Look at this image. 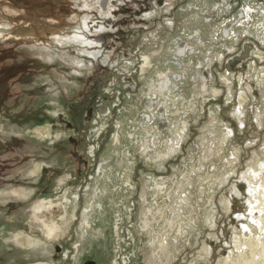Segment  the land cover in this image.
Masks as SVG:
<instances>
[{
    "label": "rangeland",
    "instance_id": "1",
    "mask_svg": "<svg viewBox=\"0 0 264 264\" xmlns=\"http://www.w3.org/2000/svg\"><path fill=\"white\" fill-rule=\"evenodd\" d=\"M118 3L123 6L113 16L109 12L110 4L107 9L104 8V12L100 4L90 5L89 0H0V74L7 77L6 82L0 80V264H84V259L90 257L102 258L98 259L101 261H98L99 264H114L115 261L117 264H208L207 259L199 257L197 253L202 242L210 239L209 218H216L213 227L219 228L223 239L222 228L232 231L229 223L231 212L224 211V201L216 199L226 193L233 180L240 179L253 155L256 159L260 158L256 156V149L264 147V83L257 79L258 73L264 69V56L259 61L252 56L248 58L253 59V69L246 66L244 70L245 75L249 74L254 79L251 82V92L254 93L243 103L244 106H238L242 84L238 76L232 75V69L226 68V63L243 50L245 43H251L250 52L253 49L256 52L260 50L264 55V29H259L264 22L260 19L264 15H257L256 22L254 20L251 24L253 26L245 28V32L240 31L239 37L231 40L221 31L217 36V32L205 26L203 20L199 22L198 17L192 14L174 17L177 22L173 26L167 24L163 15L158 14L159 19L150 22L148 30H142L137 15L128 9H134L139 4H124L122 0ZM14 12L17 14L16 20H12ZM46 20L50 24L37 37L26 34L16 36L20 22L26 25L42 23L45 26ZM86 21L92 26L103 25V30L115 24L117 28L130 30L131 36L121 33L115 38L108 36L107 39H98L102 44L97 41L96 54L95 48L90 49L82 40L74 39L75 34L85 30ZM196 30L202 39L195 35ZM84 34L91 39L88 34L92 33ZM182 48L188 51L184 55L181 54ZM142 55L154 56L150 69L142 67ZM177 57L181 63L179 66L173 63ZM129 61L132 65L124 66L126 62L129 65ZM246 62L248 65L249 61ZM140 64L143 69L138 67ZM197 70L200 73L207 72L205 82L198 78ZM160 72L170 76L172 93L166 94L175 99L181 97L180 102L175 101L176 105L167 102L170 112H165L163 96L157 93L149 97L152 94L150 85L158 81ZM224 76H229L228 82L222 79ZM204 83L206 91H203ZM215 88L218 89L216 94ZM72 107L76 109L74 112L82 111V119L77 120L80 128L70 132L58 117L70 120ZM241 109L245 112L243 118L247 119L242 129L237 123L240 116L235 114ZM162 112L169 115L166 114V118L163 115V119H171V127H174L177 119H186L188 125L185 131H188L189 138L184 149L180 150L181 154L178 149L172 158L157 161L155 164L160 166L158 168L146 158L149 157L147 154L152 153L151 149L149 153H140L141 134L144 132L145 115L151 114L149 128L157 131L159 122L163 121L158 116ZM257 115L262 119L257 121ZM131 118L135 121L137 134L141 133L139 143L124 136L127 130L133 131L126 129ZM117 125L121 127L116 129ZM116 130L121 136L118 146L113 145ZM167 132L169 130L164 129L162 133L156 132V135L168 138L172 143L174 137H170L171 133ZM70 135L80 141L77 147L74 140L70 141ZM184 135H179L180 139H184ZM217 135L221 141L216 138ZM206 137H209V147L213 148V155L207 160ZM92 146L95 148L94 156L89 155ZM217 147V152H213ZM237 147L240 158L231 164L228 159L234 157L232 151ZM75 150L88 162L91 159L94 161L89 164L91 167L84 168L92 175L91 187L88 184L86 191L79 188L82 179L86 178L85 173L81 177L77 176L81 168L80 160L69 155ZM138 155L140 157L136 158ZM151 155V161L156 162ZM200 158L202 163H199ZM186 159L189 169L177 171L178 165ZM96 163L98 167L94 172L92 166ZM101 163L106 172L96 176ZM161 167L164 173L168 171L179 176H191V183L185 189L191 204L185 205L183 212L187 216L192 214L195 225L190 228V218L186 216L187 224L183 229L186 233L178 238L172 237L177 233L176 227L165 225L163 214L154 211L155 207L163 206L167 217L175 220L177 216L176 210L170 212L173 204L168 195L156 189V182L162 180H167L168 188V183L172 184V177L162 175L156 178V170L160 171ZM193 168L197 170L194 172ZM228 168L230 171L225 172ZM217 172L226 174L223 181L213 187L211 179ZM123 173L126 175L124 179L128 178L133 184V189L124 190L122 187L120 174ZM108 174L111 176L108 177ZM199 175L204 177L203 181ZM260 176L262 181L259 186L264 191V172ZM202 187H206L205 191L200 192ZM176 189L178 191L179 187L176 186ZM82 191V198L76 201L79 197L74 199L75 195ZM156 191L159 195H155ZM237 193L233 191L232 195L240 197L238 199L242 203ZM232 195L229 193V197ZM159 199L162 200L160 205ZM43 201L44 208L37 212L35 208ZM91 202L94 210L88 213L90 223L108 215L110 222L115 224L117 244L112 230L107 228L109 225L105 224L106 229L103 230H96L97 227L92 225L94 222L91 227L86 226V216L81 210ZM149 208L156 219L150 228H144L146 218L143 214ZM60 213L66 215L62 220L57 218ZM235 213L231 216L236 217L238 212ZM256 214L253 221L258 231H248L246 237L254 235L257 240H261L259 229L264 214L258 215V211ZM54 220L60 227L52 235L45 232V224ZM167 234L168 240L171 238L172 242L177 243L172 247L180 251L177 257L173 258L172 254L158 247V242ZM154 239L156 244L152 245ZM168 240L165 239V242ZM221 240L219 238L216 241L227 246ZM76 243L82 244L78 251ZM240 249L242 252L250 251L245 245H241ZM106 253L108 258H103ZM256 262L264 264V256L256 254Z\"/></svg>",
    "mask_w": 264,
    "mask_h": 264
},
{
    "label": "bare ground",
    "instance_id": "2",
    "mask_svg": "<svg viewBox=\"0 0 264 264\" xmlns=\"http://www.w3.org/2000/svg\"><path fill=\"white\" fill-rule=\"evenodd\" d=\"M35 1V0H34ZM40 1V0H39ZM90 2V5L91 4H94V5H97L100 4L101 5V8H103L102 11L105 12V9H107V6L108 3L111 2V0H89ZM251 11V10H250ZM253 11V10H252ZM251 11V12H252ZM257 11V10H256ZM254 12V11H253ZM262 14V13H261ZM14 17L12 18V20H16L15 18L17 17V14L14 12L13 13ZM264 21V16L260 19ZM256 22V21H254ZM253 22V23H254ZM3 23V22H2ZM252 23V24H253ZM1 24V23H0ZM40 24V25H39ZM45 26L42 24V23H37V25H26L24 24L23 22H20L19 24V28H18V32H17V35L16 36H20L22 34H26L28 36H33V37H37L40 33L41 30L43 29H46L45 27L47 25L50 24V21H47L45 22ZM86 28L85 30H81L78 32V34H75V37L74 39L75 40H82L84 42V44L87 46V47H90V49H94V52H98V46L96 43H98L93 37H95V35H93L95 32L96 34L99 33L100 31H102L104 29V26L100 25V26H92L91 24H89L87 21H86ZM240 24V23H239ZM39 25V26H38ZM263 28L264 29V22H262V27H259V29ZM258 29V28H257ZM20 30V31H19ZM17 31V30H16ZM201 31V30H200ZM15 32V31H13ZM85 33H92V34H88V37L91 38V39H88L86 36H85ZM192 33V32H191ZM258 33V32H257ZM198 33V30L195 31V35L197 37H200ZM262 34V32L260 33ZM91 35V36H89ZM93 35V36H92ZM236 35V33H235ZM193 36V35H192ZM202 36V35H201ZM231 37V36H230ZM201 38V37H200ZM187 39V38H186ZM191 39V38H190ZM189 39V40H190ZM197 39V38H196ZM202 39V38H201ZM60 41V40H59ZM264 41V40H263ZM62 42V41H60ZM185 42V41H184ZM249 42V41H248ZM185 45V44H184ZM264 46V45H263ZM213 47V46H212ZM260 48H258L257 50H259ZM188 51H184V49L182 48L181 49V54L184 55L186 54ZM192 53V52H191ZM97 54V53H96ZM173 54V53H172ZM263 53L259 50V51H255L253 49V51L251 50V52L245 54L246 56L249 55L252 56V58L254 57L255 59H257L258 61L264 56L262 55ZM224 57V56H223ZM249 57H247L245 59L244 58H241V59H237V61L235 62L234 64V67L232 68V75L234 77H237L239 78V80L241 81V84H242V91L240 92V100H239V103L240 105L238 106H242L244 102L247 101V98L250 96L249 94L251 93L250 89H252V81L254 80L253 78H251V76L248 74V75H245V70L244 68H246V66L252 68V63H251V60H253L251 58L248 59ZM174 58V57H173ZM208 58H210L208 56ZM226 58V57H225ZM211 59V58H210ZM171 60V59H170ZM248 60L249 63L247 65V62L246 61ZM213 61V60H212ZM132 62L129 61V65H128V62L125 63V66H130L132 65L131 64ZM175 64V66H179L181 65V63L179 62L178 60V57L176 58V60L173 62ZM210 63V62H209ZM169 64V63H168ZM153 66V58L149 55H142V67L143 68H151ZM159 66V65H158ZM165 66V65H164ZM259 66V65H258ZM140 67V68H142ZM171 67V65H170ZM182 67V66H181ZM205 67V66H204ZM247 67V68H248ZM257 67V66H256ZM142 68V69H143ZM200 68V67H199ZM203 68V67H202ZM178 69V68H176ZM198 69V67H197ZM205 69V68H204ZM253 69V68H252ZM154 70V69H153ZM167 71V70H166ZM198 71V70H197ZM230 71V72H231ZM154 72V71H152ZM158 72H159V69H158ZM251 72V70H250ZM262 73H258V82L260 83H264V69L261 70ZM155 73V72H154ZM196 73V72H195ZM210 73V72H209ZM238 73V74H237ZM255 73V72H254ZM257 73V72H256ZM153 74V73H152ZM151 74V75H152ZM163 74V73H162ZM161 74L160 72V77L158 79L157 82H153V84L150 85V89L152 91V94L149 95V97L151 98L152 96L156 95H160V96H163V103L166 104V106L164 107L165 112H168L169 110H167V108L170 107V105H167L168 103L167 102H170L172 104V102H175L177 100V103L181 101V97L175 99L171 96H169L168 94H166V92H171L172 90V84L170 85V76H168L167 73H164L163 75ZM198 74V78H201L204 82L206 81V78H207V72H204V73H200L199 71L197 72ZM206 74V75H205ZM230 74V73H229ZM209 75V74H208ZM153 76V75H152ZM155 76V75H154ZM210 76V75H209ZM256 77V76H255ZM129 78V77H128ZM127 78V79H128ZM187 78V77H186ZM222 79H224L226 82L229 81V76L228 78L226 76H224ZM235 79V78H234ZM134 80V79H133ZM174 80V79H173ZM176 81V80H175ZM173 82V81H172ZM185 82H186V79H185ZM198 82V81H197ZM136 83V82H135ZM195 83V82H194ZM245 83H246V86H245ZM254 84V83H253ZM129 85V84H128ZM196 85V83H195ZM257 85V84H256ZM226 86V85H225ZM135 87V86H134ZM228 88V87H227ZM197 89V88H196ZM231 89V88H230ZM202 91V90H201ZM203 91H206V83H204V86H203ZM248 91L250 92L248 94ZM263 91V90H262ZM174 92V91H173ZM196 92V91H195ZM218 92V89H214V93L216 94ZM254 93V92H253ZM252 94V93H251ZM206 96V94H205ZM216 97V96H215ZM251 97V96H250ZM160 98V97H159ZM155 99V98H154ZM191 99V98H190ZM184 100V99H183ZM189 100V99H188ZM197 101V100H196ZM230 102V101H229ZM152 103V102H151ZM180 104V103H179ZM154 105V104H153ZM195 105V104H194ZM152 106V105H150ZM244 106V105H243ZM180 107V106H179ZM194 107V106H193ZM257 107V106H256ZM153 108V107H152ZM242 108V107H240ZM185 109V108H184ZM194 109V108H193ZM260 109V108H259ZM151 110V108H150ZM149 110V111H150ZM153 110V109H152ZM187 110V109H186ZM181 111V110H179ZM147 112V111H146ZM170 112V111H169ZM183 112V111H182ZM239 113H236L238 114V116H241L240 120L244 123V120L247 121V119H242V115H244L245 112L242 111V109L240 111H238ZM258 112V110H257ZM259 112H261V110H259ZM258 112V113H259ZM104 113V112H103ZM158 113V112H157ZM178 111L176 112V115ZM234 113V112H233ZM257 113V114H258ZM167 114V113H166ZM166 114L165 113H161L159 116V118L163 119V115H164V118H166ZM180 114V113H179ZM182 114V113H181ZM263 114V112H262ZM103 115V114H102ZM151 115V114H150ZM150 115H145V126H144V132L141 134L142 135V138L143 140L141 141L142 142V147H141V150H140V153L142 154H146V153H149L150 152V149L152 150V153L153 154V158L155 159V163H157V161L159 162V160H167L169 158H172L171 156L174 155L177 151H178V148H180L179 146H177L178 144V141H179V135L181 136V134H184L185 132V129H186V125L187 124V121L186 119L185 120H181V119H177V122L175 123L174 122V127L170 126L171 124V119L169 120L167 118L166 121H160L159 124H158V127H157V131L155 129L153 130H150L149 128V124L148 122H151V116ZM172 115V113H171ZM167 116H169L167 114ZM258 116V115H257ZM237 117V116H236ZM180 118V117H179ZM187 118V117H186ZM253 118H255L253 116ZM153 119V118H152ZM174 119V118H173ZM262 118L258 116V119L257 121L261 120ZM239 121V120H237ZM231 122V121H230ZM229 122V123H230ZM254 122V121H253ZM153 123V121H152ZM218 124V123H217ZM172 125V124H171ZM235 125V124H234ZM120 126V125H119ZM119 126H117V128H119ZM153 126V125H152ZM190 126V125H189ZM220 126V125H219ZM155 127V126H154ZM262 127V126H261ZM116 128V129H117ZM173 128V129H172ZM183 129L182 131L180 129ZM219 128V127H217ZM166 130L168 129L169 132L171 133L170 137L173 136L174 139L172 140L173 142L170 143L169 139L166 138L164 139L163 137H157L156 135V132L159 133V131L162 133V130ZM228 131V130H227ZM230 131V130H229ZM151 132H153V135L151 134ZM167 132V133H169ZM218 132V129L217 131ZM242 132V131H241ZM222 133V132H220ZM224 133V132H223ZM222 133V134H223ZM165 134V133H164ZM198 134V133H197ZM229 134V133H228ZM114 136V145H120V142H121V136H120V133H118V130L116 132H114L113 134ZM129 139H135L134 142L136 141V143H139L140 142V135L139 134H136L134 132H130L128 131V135H126ZM166 136V135H165ZM232 136V135H231ZM219 135H217L216 138L219 139ZM219 141H221L219 139ZM176 142V143H175ZM204 143H206V146L205 148L208 150V154L205 155V160H207L211 155H213L212 153V149L213 148H210L209 146V137H206L205 140H204ZM250 145L253 146V144L250 142L249 143ZM216 145V144H215ZM214 145V146H215ZM238 148H234V150L232 151V154L234 155V157H232V159H228V161H230L231 164H233V162H236L237 160H239L240 158V152L238 151ZM252 148V147H251ZM94 146L90 147V155H94ZM219 148L217 147V149H215L213 152H217ZM254 150V149H253ZM246 151V149H245ZM248 151V150H247ZM127 153V152H126ZM127 155H129V153H127ZM256 156L257 157H260L259 159H256L255 156L253 155V159H251V163L249 164V166H247V169L243 171V175L240 176V179H238L237 181H232L230 183V185L228 186V189H226V193H224V195H220V197L218 196V198L216 199L218 201V199H220L221 201H224V207L225 209H223L224 211H229L231 212L230 214V219H229V223L231 224V232L230 231H227L225 230V228H222V233L224 234V239L223 237L219 234V228H216V227H213V224L216 220V218L214 216H211L209 218V216H207V219L209 218V222H210V231L211 233H209L210 235V239H205L204 242H202V244L200 245V248H199V253L197 254H200L198 255L199 257L202 256L204 258L207 259V262L208 264H234L235 261L236 263L235 264H258L256 262V254H260V255H263L264 256V220H262V224H261V227L259 229V232L260 234L262 235V239L261 240H257L255 237L257 236H250L249 238L246 237V234H248L249 232L251 233H256L258 230H257V227L255 225V222L253 221L255 215L257 216L256 212L258 211V215H260L261 213L264 214V191L261 190V186H259V182L262 181L260 178V174H262L264 171H261L264 169V147L262 149L260 148H257L256 149ZM140 155H138V157L136 158H139ZM129 162L132 164V161L129 160ZM199 163H202V159L200 158L199 159ZM130 167V166H129ZM127 169V167H126ZM194 169V168H193ZM230 168H228L225 172H229ZM195 170H197L196 168L194 169V172ZM233 170V169H232ZM231 170V171H232ZM104 173L106 172V169L103 167L102 163L99 165V168L97 170V172L95 173L96 176H98L100 173ZM125 173H127L126 171H124ZM226 173H219L218 175H215L212 177V184L213 186L218 183V182H221L223 181V176L225 175ZM110 177L111 175L108 174ZM191 175V174H190ZM203 175V174H202ZM126 175L123 174H120V179H123V185L122 187L124 188V190H129V189H133L134 186L133 184L130 182V180L127 178V179H124ZM206 176V175H205ZM95 178V176H94ZM156 178H159L158 176H156ZM190 178L191 176H184L182 179H178V178H170L171 182H172V186H170L169 188L167 187V180H162V181H159V182H156V189L158 191H160L161 193H166L168 196V198H170L172 204H173V207L170 209V212L173 213V211L176 210L177 212V216H176V219L175 220H172L170 217H167L166 214H164L163 212V206L159 207H155V212L160 214L162 213L163 216H164V219H165V225L171 227V226H175V231L177 232L175 235L173 234V238H178V237H181L184 235V233H186L184 229V226L187 224L186 220H185V217L187 216L186 214H184L183 212V209L185 208V205H190L191 204V200L190 198L188 197V195H183V192L185 191V189L187 188V185L190 182ZM198 179V178H197ZM199 179L201 181L204 180V177L203 176H200L199 175ZM210 179V178H209ZM207 180V179H205ZM227 180V176H226V179L225 181ZM153 180H151L152 182ZM196 181V180H195ZM258 182V183H257ZM221 184V183H220ZM263 184H264V181H263ZM218 185V184H217ZM216 185V186H217ZM176 186L179 187V192L177 191L176 189ZM182 186V187H180ZM90 187V186H89ZM181 188V189H180ZM206 188V187H205ZM205 188H200V192L205 191ZM88 189V188H87ZM90 189V188H89ZM233 191L239 193V195L241 196V199L242 200V203L239 201L238 198H236L235 196L232 195ZM206 192L208 193V189L206 190ZM211 193V192H210ZM229 193H231L232 197H229ZM237 193V194H238ZM227 194V195H225ZM155 195H159L157 194V191L155 192ZM229 197V198H228ZM78 198V195H75V199ZM203 198H199V200H202ZM198 203V201H197ZM99 204V203H98ZM199 204V203H198ZM44 201H43V204H41L40 206H37L35 209L37 212L41 211V209L44 208ZM56 207L58 205H55ZM199 206V205H198ZM54 207V206H53ZM238 208V209H236ZM57 209V208H56ZM61 209V208H60ZM241 209V211H239ZM257 209V211H256ZM94 210V206H93V202L90 203L89 206H85L83 207V209L81 210L83 214H85L86 216V226L88 225L89 227H91V224L90 221H89V216H88V213L90 214L91 211ZM222 210V211H223ZM61 211V210H60ZM148 211V212H147ZM147 211L144 212L143 214V217H145L146 219L144 220V228H150L153 221H155L156 219V216L153 215V211L151 208H149ZM211 211V209L209 210ZM221 211V212H222ZM188 212V211H187ZM235 212H238L237 216L236 217H232L231 215ZM65 213V212H64ZM64 213H60L58 217L59 220H62L64 217H66V215ZM92 213V212H91ZM118 213V212H117ZM149 213L151 214L150 215V218L148 217L149 216ZM213 214H216V213H213ZM236 214V213H235ZM235 216V215H234ZM195 217V216H194ZM190 218L189 220V227H193L195 225V221H193V217H192V214H189L187 216V219ZM262 219V218H260ZM44 220V219H43ZM221 220V219H220ZM42 221V220H41ZM197 221V220H196ZM194 222V223H193ZM60 223V221H59ZM155 223V222H154ZM227 223V222H226ZM197 224V223H196ZM216 224V223H215ZM219 222L217 221V226H218ZM191 225V226H190ZM225 226V225H224ZM43 227V226H42ZM45 227L47 229H45L46 231L45 232H48L49 234H52V235H55L57 233V231L59 230V224L55 222H51V223H46L45 224ZM219 227V226H218ZM226 227V226H225ZM229 228V227H228ZM230 229V228H229ZM43 230V229H42ZM249 231V232H248ZM175 233V232H174ZM48 234V235H49ZM88 234V232H87ZM217 235V237H216ZM47 236V235H46ZM164 237L160 240V242H158V247L160 249H163L164 251H167L168 254H172L173 258L174 256L177 257V254H179V250L178 248H174L172 249L173 245L175 246L174 243H176L175 241L172 242V240H168L169 238V234L167 235H163ZM220 236V237H219ZM201 238V237H200ZM214 238V239H212ZM222 239L224 240V242L227 243V246H223L221 243H217L216 240L218 239ZM30 239V238H29ZM165 239L168 240V242H165ZM31 240V239H30ZM33 240V239H32ZM175 240V239H174ZM221 240V241H222ZM35 241V240H33ZM178 241V240H177ZM223 242V241H222ZM33 243V242H32ZM199 243V242H198ZM152 245L156 244V241L155 239L151 242ZM177 244V243H176ZM221 244V245H220ZM241 245H245L246 247H248L250 249L249 252H245V251H241ZM76 249V248H75ZM228 249V250H227ZM78 251V247L76 249ZM227 251H230L227 253ZM236 252V253H235ZM218 253L216 256L215 254ZM175 254V255H174ZM167 255V254H166ZM161 256V255H160ZM168 257V256H166ZM171 258V257H170ZM157 259H160V257H157ZM193 259V258H192ZM200 259V258H199ZM202 259V258H201ZM205 259V260H206ZM43 264H47L46 262L43 263ZM114 264H117V261L114 262ZM192 264V263H191Z\"/></svg>",
    "mask_w": 264,
    "mask_h": 264
},
{
    "label": "flooded vegetation",
    "instance_id": "3",
    "mask_svg": "<svg viewBox=\"0 0 264 264\" xmlns=\"http://www.w3.org/2000/svg\"><path fill=\"white\" fill-rule=\"evenodd\" d=\"M118 1L119 0H111V2L108 3L110 4L109 12H111L113 16L116 15L113 13H116V11L121 9V7L123 6V5L121 6V3H118ZM122 2H124V4L130 2V3H133V5L135 6L139 4V6H136V8L134 9L133 7L132 9L131 8H128V9L135 16L137 15L138 17L137 21H139L141 25L139 27L142 30H148L150 28L149 23L154 22L155 20L159 19L158 14L163 15V18L166 19L167 24H170V26H173V24L177 22L175 21L176 18L174 17L178 15L188 16L189 14L190 15L192 14L193 17L194 15L195 17H198L199 22L203 20V23L205 24V26L208 25L211 27L212 31L217 32V36L218 34L219 35L221 34L220 33L221 31L225 36H228V38L231 36L232 38L231 40H233L234 37H237V36L239 37L240 31L245 32L246 31L245 28H247L248 26H253L251 24L254 20L255 21L257 20L256 18L257 15H260L261 13L262 15H264V0H122ZM111 6H113L114 10L112 9ZM118 6H120V8H118ZM250 10L251 11L253 10L254 12L253 11L251 12ZM252 14H256V15L252 17L251 16ZM112 15H110L109 18L112 19ZM125 16L127 17L128 15H125ZM173 19H174V22H173ZM121 22L123 23V21ZM155 26L156 24L153 27ZM123 30L124 29H122L121 27L117 28V25L113 24L111 28H108V30H102L98 34H96L95 38L101 39L103 37L104 39H107L112 36H114L115 38L117 37V35H120L121 33L122 34L125 33L126 35L131 36L130 30L129 31L128 30L123 31ZM198 30L200 31V29ZM217 30H219V32ZM76 107H78V105ZM70 110H72L70 114L71 115L70 120H65L62 117H58V118L62 124L67 126V130L71 132V130L74 131L75 129L80 128V126L77 123V120L82 119L80 117L82 111H80L79 113L74 112L76 110L74 107H72V109ZM69 137H70V141L74 140L76 147H77L78 143L80 142L78 138H75L71 135ZM69 155L76 157L78 160H80L81 168L77 171V176L81 177L80 175H82V173H85L86 178L88 179L86 178L82 179L83 182L82 184H80L79 188L80 190L84 189V191H86V189L88 188L86 186L88 184L91 187L90 182L92 179V175H90V173H88L84 168L88 167L89 164L94 161L91 159V161L88 162L86 159L83 158L82 154L78 150L69 152ZM96 167H98V163L92 166V170H94V172L96 171ZM83 194H84L83 191L80 194L77 193L76 195H78L79 198L76 201H79L82 198ZM102 210H103V207H102ZM102 210H100L99 212H101ZM112 217H113V214H112ZM79 220H80V217H79ZM78 223L79 221H77V224ZM92 223H93L92 224L93 227H97V229L95 228L96 230L106 229L105 224H107V226L109 225L107 228H110L112 230V233L115 237L116 244L118 243L116 240L118 238V234L116 233L115 224L110 222L108 215H105L102 218L100 217L99 220L92 221ZM81 245L82 244H79V243L75 244L76 247H79V246L81 247ZM103 258H108V254L106 253L103 256ZM98 259L100 258H96V259L91 258V257L85 258L83 263L84 264H99L102 258L100 260Z\"/></svg>",
    "mask_w": 264,
    "mask_h": 264
},
{
    "label": "crops",
    "instance_id": "4",
    "mask_svg": "<svg viewBox=\"0 0 264 264\" xmlns=\"http://www.w3.org/2000/svg\"><path fill=\"white\" fill-rule=\"evenodd\" d=\"M197 35H199V34H197ZM96 41H99L98 39H96ZM100 43H101V41H99ZM102 44V43H101ZM151 57H154V56H152L151 55ZM132 64V63H131ZM125 66V65H124ZM139 68L141 67V64L138 66ZM246 73V72H245ZM238 74V73H237ZM239 82V81H238ZM240 83H241V81H240ZM251 90V89H250ZM251 92V91H250ZM249 91H248V94L250 93ZM254 92V91H253ZM253 92H251V93H253ZM249 94V95H253V94ZM176 102H177V100H176ZM176 102H172V105H176L177 103ZM166 106V104L164 103V105H163V107H165ZM166 110V109H165ZM236 114V113H235ZM240 118H241V116H240ZM242 119L244 120V118L242 117ZM129 122V124L126 126V129H132L133 131L132 132H134V133H136L137 134V132H136V129H137V127H135L134 126V123H135V121L134 120H132V118H131V120H129L128 121ZM136 123L137 124H139V122H137L136 121ZM238 123V127H240V129H242V128H244V126H245V120H244V123L240 120V121H238L237 122ZM242 125H241V124ZM117 126H119V125H117ZM117 126H116V128H117ZM121 126H119V128H120ZM118 128V129H119ZM125 129V130H126ZM117 131V130H116ZM128 131V130H127ZM125 132L126 134L124 135V136H126L127 135V133L128 132ZM131 132V131H130ZM140 133V132H139ZM138 133V134H139ZM141 134V133H140ZM184 139L182 138V139H180L179 138V141H178V144H177V146H179V145H181V147L180 148H178L179 149V154H181V152H180V150H182V149H184V146H185V144H186V141H187V138H189V134H188V131L186 130L185 132H184ZM234 135V134H233ZM126 138H128L127 136H126ZM129 139V138H128ZM121 143V142H120ZM113 145H114V143H113ZM115 146V145H114ZM118 146V145H117ZM122 151H123V149H122ZM119 152H117V154H118ZM147 155H149V157L150 156H152L151 154H147ZM146 157L148 160H149V162H151V163H153L154 164V166L155 167H160L159 165H157V164H155V162H152L153 161V159H152V157ZM152 160V161H151ZM173 161V160H172ZM189 166L190 165H188V161H187V159H186V161L184 162V163H182V164H180V165H178V167H177V171H181V172H183V171H185V170H188L189 169ZM179 168V169H178ZM163 169V167H161L160 168V171L159 170H156V174L157 175H155V176H161V177H163L162 175H164V176H166V177H172V179H174V178H176V176H177V178L179 179V178H183L184 176H179L177 173H170V172H168V171H165V173L163 172V171H161ZM219 173H221V172H217V175L219 174ZM219 183V182H218ZM218 183H216L215 184V186H213V187H216V185L218 184ZM168 184H170V186H172V184L169 182ZM212 187V188H213ZM209 188V187H208ZM178 192H179V189H178ZM186 192V190L183 192L184 194H187V193H185ZM164 197V196H163ZM161 199V198H160ZM160 199H159V201H160ZM160 203H162V200L159 202V205H160Z\"/></svg>",
    "mask_w": 264,
    "mask_h": 264
},
{
    "label": "water",
    "instance_id": "5",
    "mask_svg": "<svg viewBox=\"0 0 264 264\" xmlns=\"http://www.w3.org/2000/svg\"><path fill=\"white\" fill-rule=\"evenodd\" d=\"M251 46L252 45L250 43H245V45L243 46V50L238 52L237 54H234L233 58H230L228 60V62L226 63V68L231 70L234 67V64L237 61V59H241V58H244V57L246 59L247 57H249V55L246 56L245 54L247 53V51L248 52L250 51Z\"/></svg>",
    "mask_w": 264,
    "mask_h": 264
},
{
    "label": "trees",
    "instance_id": "6",
    "mask_svg": "<svg viewBox=\"0 0 264 264\" xmlns=\"http://www.w3.org/2000/svg\"><path fill=\"white\" fill-rule=\"evenodd\" d=\"M6 73H10L9 71H7ZM0 80L1 81H5L6 82V80H7V77H6V75H4L3 73H2V75L0 74ZM1 91V90H0Z\"/></svg>",
    "mask_w": 264,
    "mask_h": 264
}]
</instances>
